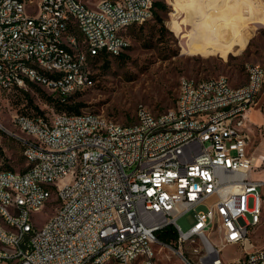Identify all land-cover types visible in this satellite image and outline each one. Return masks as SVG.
Instances as JSON below:
<instances>
[{
    "label": "built area",
    "instance_id": "2783aa9c",
    "mask_svg": "<svg viewBox=\"0 0 264 264\" xmlns=\"http://www.w3.org/2000/svg\"><path fill=\"white\" fill-rule=\"evenodd\" d=\"M153 1L100 0L97 10H90L77 0H0L3 86L22 89L32 84L17 69L18 61L29 62L26 52H35L44 62L43 74L33 76L47 78L58 88L73 86L69 67H76L78 79H83L91 66L85 60L71 63V53L64 49L59 64H65V71L48 69L58 35L66 28L87 27L93 46H102V53L93 55H119L124 52L119 51L124 32L119 42L110 43L111 30L122 20L148 22ZM54 19H61V28L53 27ZM15 28L33 35V42L22 44ZM247 66L254 72V86L240 89L226 77H181L177 106L155 115L139 104L136 121L129 125L92 119L90 112L38 114L39 124L23 122L15 114L16 122L34 131L36 141L24 143L29 174L9 170L0 176V258L5 264H129V257H138V262L157 264L152 249L156 234L173 226L178 244H201L204 253L198 264H264V247L251 239L258 231L251 221L263 217L264 224V180L253 184L256 158L249 125L250 111L264 87V68ZM52 73H59L60 81H50ZM82 90L74 89V94ZM70 96L51 97L65 102ZM218 102H226L224 112H217ZM93 144L104 145V153H90ZM78 146H86L85 169L68 177ZM36 154H45L47 164L37 162ZM82 179H89V187H82ZM38 181L55 184L66 211L33 233L21 256H13L17 232L31 231L34 205L46 195L38 190ZM7 184L27 192L30 209L20 214L4 211V204H11L8 192H13L7 191ZM231 187H238V196H231ZM198 205L204 210L196 211ZM189 210L195 222L182 232L176 220ZM221 223H229V234H222ZM230 241L242 242L244 259L223 260L222 249Z\"/></svg>",
    "mask_w": 264,
    "mask_h": 264
},
{
    "label": "rangeland",
    "instance_id": "374dc122",
    "mask_svg": "<svg viewBox=\"0 0 264 264\" xmlns=\"http://www.w3.org/2000/svg\"><path fill=\"white\" fill-rule=\"evenodd\" d=\"M81 1L95 6L100 0ZM155 1L162 7H153L148 22L128 26L123 61L111 59L107 67L101 61H91L92 84L72 95V102L82 105L81 113L94 112L129 125L136 121L135 110L139 104L146 105L155 115L176 106L181 77L197 80L226 77L232 86H241L248 80L247 64L256 63L264 68V0ZM155 13L162 23L154 19ZM41 92L52 96L34 83L22 89H0V169L24 172L29 166L23 154L28 137L12 125L15 114H36L34 106L44 115L58 112ZM253 109L257 118L250 126L251 151L263 157L261 170L253 175V180H258L264 177L262 92ZM56 200L53 197L50 202ZM46 205L33 213L32 222L37 228L55 212V205ZM204 208L198 205L195 209ZM194 222L193 210L176 220L182 232H187ZM255 229L258 231L251 239L256 246L264 247L263 221ZM152 249L157 264H198L204 253L197 240L173 245L158 241ZM242 254L239 245H228L221 252L224 261H234Z\"/></svg>",
    "mask_w": 264,
    "mask_h": 264
},
{
    "label": "bare ground",
    "instance_id": "6f19581e",
    "mask_svg": "<svg viewBox=\"0 0 264 264\" xmlns=\"http://www.w3.org/2000/svg\"><path fill=\"white\" fill-rule=\"evenodd\" d=\"M241 1V0H240ZM36 2H43V0H36ZM78 5H87V3L77 0ZM90 10H97V4L95 6H90ZM145 20H122L117 23L115 29L110 32V43L119 42L120 34L128 26L135 24H143ZM54 28H61V19L53 20ZM15 36H22V44H31L33 42V35L23 34V28H15ZM78 40L82 48H78ZM128 45V40L122 34V43L119 44V51H124ZM90 47H93V53L90 52ZM68 49L71 53V63L82 64L85 60L87 66H91L92 60L101 54L102 46H93L92 34H88L87 27H71L66 28L65 33H60L58 35V43H55V49L51 53L50 61H48V69H55V71H65V64H59L61 58V51ZM118 55H112V57ZM26 60L28 61H18L17 69H19V75H25V81H30V83L37 84L47 91L50 92L52 96H70L74 94V89H83L91 85L93 82L92 69L89 73H86V77L83 79H78V73H76V67H69L68 79L69 83H73V86L60 85V88L55 86V83L48 82L47 78L33 76L42 75L44 69V62L42 59L38 58L35 52H26ZM28 69V71H26ZM248 80L244 85L240 86V89H248L254 86V72H249V67L247 66ZM50 81H60L59 73L50 74ZM10 86H3V80L0 79V89H9ZM58 100V99H56ZM63 103V101H61ZM177 106V102H176ZM226 109V102H218L217 112H224ZM65 113V112H62ZM72 114V113H66ZM17 116L23 117V122H32V124H39V115L27 116L24 114H16ZM92 119L107 118L106 116L94 112H90ZM109 123L119 124L114 120L109 119ZM12 125L18 129L22 134L28 137L25 143H32L36 141V134L34 131L29 130L26 126L21 125L19 122L15 121V116L12 119ZM90 153H104V145L93 144L90 146ZM24 157L26 161L29 162L27 152L24 151ZM85 155L86 146H78L73 150L74 164H69L68 177H76L78 172H84L85 169ZM36 161L40 164H47V156L45 154H36ZM9 172L6 169H0V176H4ZM20 174H29V167L24 172ZM253 184H262V181L253 180ZM82 187H89V179H82ZM38 190L46 191V195L41 196V201H36L33 213L40 211V209L49 204L53 197H56L55 212L50 216L49 220L40 228H37L31 224V231L17 232L15 237V245L13 247V256H21V249L25 248V241L33 238V233H39L40 229L44 228L48 223L55 222V216L65 213L66 211V200L64 198H59V191H57L55 184H49V181H38ZM8 201L11 204H4V211H10V214H20L22 209H30V202L27 201V192L22 188H15V184H7ZM231 196H238V187H231ZM16 197L19 201H16ZM263 217H256L251 221V228L255 229L261 225ZM222 234H229V223H221ZM228 245H239L242 248V242L230 241ZM243 254L237 259H244L245 249H242ZM0 252H4V244H0ZM0 264H5V259L0 258ZM102 264H110V260H102ZM129 264H148V260H139L138 257H129Z\"/></svg>",
    "mask_w": 264,
    "mask_h": 264
},
{
    "label": "trees",
    "instance_id": "16d2710c",
    "mask_svg": "<svg viewBox=\"0 0 264 264\" xmlns=\"http://www.w3.org/2000/svg\"><path fill=\"white\" fill-rule=\"evenodd\" d=\"M153 7L157 8V7H162L160 2H153ZM154 19H156V21L162 23V20L160 18V16L155 13L154 14ZM126 50V48H125ZM126 58V55L124 54V52L120 53L118 56H114V57H110L108 55H100L96 58L93 59V61H101L103 62V66L107 67L109 65V62L111 59H116L118 61H123ZM41 87V86H40ZM19 89V88H16ZM41 94L46 98L47 103L50 104L53 108H55L58 112L56 113H61V112H65V113H72V114H79L80 111V107H82V105L79 104H75L72 102V95L70 97H68L65 102H61L59 100L53 99L51 96H45L43 94V92H41ZM31 103V101H29ZM72 102V103H71ZM34 109L36 110V114H32V113H28V112H21V114L27 115V116H35V115H43L41 111H39L37 109L36 106H34ZM156 237L158 239V241L160 243L166 244V245H173L177 243V233L175 231V228L173 226H167L163 229H161L160 231L157 232Z\"/></svg>",
    "mask_w": 264,
    "mask_h": 264
},
{
    "label": "crops",
    "instance_id": "0c3cea01",
    "mask_svg": "<svg viewBox=\"0 0 264 264\" xmlns=\"http://www.w3.org/2000/svg\"><path fill=\"white\" fill-rule=\"evenodd\" d=\"M132 26H138V25H132ZM129 27H131V26H129ZM129 27H127V28H125L123 31H122V33L124 32V36L126 37V35H125V32L127 31V29L129 28ZM172 29V28H171ZM240 29H242V30H244V29H247L246 27L244 28V27H241ZM172 31H174V30H172ZM248 41V40H247ZM246 46V45H245ZM245 46L241 49V50H243L244 48H245ZM240 50V51H241ZM188 52V51H187ZM190 53V52H189ZM231 54V53H230ZM208 55H212V54H208ZM229 55V54H228ZM262 94H264V87H263V90H262ZM256 118H257V113H256V110L255 109H251V111H250V114H249V122H250V126H252V125H254V123H255V120H256ZM255 156V158H256V165H255V169L253 170V173H252V176L254 175V172H259V170H261V166H262V164H263V157H261V156H258V155H254ZM256 179V178H255ZM258 180H264V177L263 178H261V179H258Z\"/></svg>",
    "mask_w": 264,
    "mask_h": 264
}]
</instances>
